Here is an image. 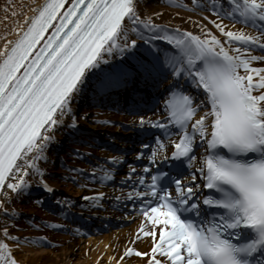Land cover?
<instances>
[{"label": "snow or ice", "instance_id": "obj_1", "mask_svg": "<svg viewBox=\"0 0 264 264\" xmlns=\"http://www.w3.org/2000/svg\"><path fill=\"white\" fill-rule=\"evenodd\" d=\"M3 7L5 20L16 19L0 33V264H23L17 253L28 238L12 230L20 231L15 204L33 192L35 203L71 219L74 232L83 231L77 217L108 200L125 215L131 208L129 219L138 223L119 257H108L115 264L125 257L139 264H264V0ZM145 86L163 88V111L146 115L151 109L130 106L132 147L95 161L92 152L69 148L91 166L66 167L75 174L66 178L110 183L112 194L93 191L80 205L60 193L55 168L67 162L56 150L58 134L98 146L81 129L88 113H79L80 101L89 92L93 99H143ZM30 223L37 231L47 226Z\"/></svg>", "mask_w": 264, "mask_h": 264}, {"label": "bare ground", "instance_id": "obj_2", "mask_svg": "<svg viewBox=\"0 0 264 264\" xmlns=\"http://www.w3.org/2000/svg\"><path fill=\"white\" fill-rule=\"evenodd\" d=\"M6 2L14 5L31 4V0H0V33L9 30L16 19L15 17H9L7 20L4 19L6 11L4 10L3 6ZM160 6L164 5L161 4ZM168 11L171 10L169 9ZM167 18L168 17L165 16V19ZM20 19H22V17H20ZM225 22L228 23V21ZM205 23L207 24L208 22L205 21ZM185 26L188 28L193 27L191 22L187 23ZM208 26L212 27L211 24H208ZM239 26L240 25H237V27ZM161 101L159 105L154 107L155 112L163 111V104ZM121 111L122 110H119V112ZM119 112H99L95 110V112L88 114L86 119H81L80 125L96 129L100 132H105L101 133L103 136L102 139H110V143H118L117 147H127L129 143L125 142L126 140L123 141V139L116 137L114 133L118 132L122 134V137H127V140L130 139L129 141H131L133 134L130 130L126 131L128 129L126 128V125L127 121L132 120L133 114L126 115ZM107 120H113L117 122L120 124V127H116L115 124L110 125L103 123V121ZM58 135L60 143H62L66 136L63 133ZM113 137L121 141H117V139H113ZM99 138L100 137H98V139ZM81 148L86 152H93V157L91 159L92 161H95V158L99 156L115 154V152L110 150L107 152L99 150L98 152L93 148H89L85 144ZM69 165L78 166L81 168H87L91 166L90 164H80L74 161L68 162L65 168H70ZM65 168L55 169L58 178L53 182L56 184L60 193L71 197L78 204L83 205L84 202L80 198L84 195L90 194L93 191H104L109 195L112 194L113 185H107L106 187L99 183L93 185L90 180L84 177H77L76 182H73L71 179H67L66 177L68 175L75 174L69 173L65 170ZM118 184L119 183L116 185L117 188H119ZM23 202L24 200L17 201L15 204V207L19 210V212H25V216L32 220L34 219L35 223H41L43 221L47 225L42 227L39 231L31 226V224L28 230L23 228H20V231H17L16 229L13 230L17 235L28 238L27 242H24L23 240L20 241L21 251H18L17 253L18 258L21 259L23 264H115L114 260L109 262L108 257H119L124 247L129 242L130 233L134 230L136 223H138V220L133 222L129 219L130 216H135L134 212L128 211V215H125L124 211L116 209H114V211L111 207V201L108 200L106 202L105 208L96 209L93 207L91 209V211L94 213L93 215H84V218L95 220L96 225H92L86 230L80 226L83 231L74 232L73 229L76 227V224H74L70 219L68 220L63 218L64 216L62 214H58L60 217H55V215L51 216L45 211L40 212L38 211V205L37 207L32 206L27 209L23 207ZM114 212H116L117 215H113ZM111 216H115L117 219L122 216V218L119 219L114 227H106L104 225L102 226V222H100V220H107L108 217ZM62 219H65V221ZM55 225L66 226L67 230H65V228L55 227ZM40 236H47L51 243L45 244L44 242L38 241L37 238ZM138 246L145 247L144 244H139ZM121 264H139V261L136 257H125L124 260L121 261Z\"/></svg>", "mask_w": 264, "mask_h": 264}, {"label": "rangeland", "instance_id": "obj_3", "mask_svg": "<svg viewBox=\"0 0 264 264\" xmlns=\"http://www.w3.org/2000/svg\"><path fill=\"white\" fill-rule=\"evenodd\" d=\"M82 111H84V110H82ZM84 112H86V111H84ZM35 199L36 198H33V197L31 199H25L24 202H23V207H25L27 209L29 207H32V206L37 207V203L34 202ZM20 213H21V215L16 220V223L20 226V228H23V229L28 230L29 229V226L31 224L30 222H31L32 219L27 218V216H25V212H20ZM12 230H15V229H12Z\"/></svg>", "mask_w": 264, "mask_h": 264}]
</instances>
